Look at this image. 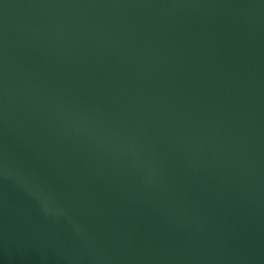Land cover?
Wrapping results in <instances>:
<instances>
[{"label":"water","instance_id":"1","mask_svg":"<svg viewBox=\"0 0 264 264\" xmlns=\"http://www.w3.org/2000/svg\"><path fill=\"white\" fill-rule=\"evenodd\" d=\"M0 264H264V0H0Z\"/></svg>","mask_w":264,"mask_h":264}]
</instances>
